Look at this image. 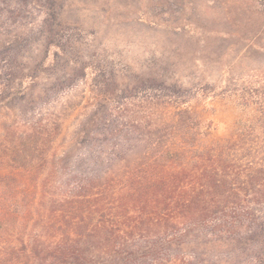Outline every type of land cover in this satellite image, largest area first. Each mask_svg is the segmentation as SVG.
Instances as JSON below:
<instances>
[{"label": "rangeland", "instance_id": "rangeland-1", "mask_svg": "<svg viewBox=\"0 0 264 264\" xmlns=\"http://www.w3.org/2000/svg\"><path fill=\"white\" fill-rule=\"evenodd\" d=\"M180 1L0 0V139L9 125L40 122L46 127L52 136L50 156L64 161L47 194H63L75 180L71 177H82L77 173L104 169L99 152L107 160L119 155L101 134H81L95 111L111 113L105 125L133 114L177 126V111L189 108L209 128L206 142H219L239 171L264 167V125L250 128L253 108L236 102L241 89L264 95L262 20L239 15L234 7L212 8L204 0ZM57 12L60 27L53 20ZM203 23L226 37L202 40ZM49 30L64 53L48 45ZM251 40L255 46L246 51ZM152 72L182 85L169 92L136 84ZM132 126L126 119L120 129ZM180 142L177 131L165 141L171 149H179ZM31 172L22 173V185ZM257 190L241 208L213 212L203 222L212 233L219 223H234L232 239L197 240L178 253L179 259L264 264V187ZM38 206L32 205L31 228L43 221ZM249 229L260 234H248ZM180 246L173 242L175 251Z\"/></svg>", "mask_w": 264, "mask_h": 264}, {"label": "trees", "instance_id": "trees-1", "mask_svg": "<svg viewBox=\"0 0 264 264\" xmlns=\"http://www.w3.org/2000/svg\"><path fill=\"white\" fill-rule=\"evenodd\" d=\"M204 1L212 8L234 7L239 15L264 24V0ZM58 15L53 20L60 27ZM203 24L202 40L226 37ZM48 32V45L64 53ZM255 43L251 40L246 51ZM136 84L169 92L182 85L153 72L142 74ZM236 102L253 108L250 128L264 125L263 94L241 89ZM176 115L177 126L133 114L118 116L111 126L105 125L112 117L109 111H95L81 134H101L119 155L107 160L99 152L104 169L77 173L82 177H71L75 180L63 194H47L64 161L50 156L52 136L46 127L40 122L7 126L0 139V264H186L178 253L197 240L205 244L234 236V223H219L214 233L202 224L213 212L246 205L248 195L264 187V167L239 171L219 142H206L209 128L195 113L185 108ZM126 119L132 128L120 129ZM176 131L181 146L171 149L165 141ZM31 168L29 182L22 185V173ZM34 204L38 210L42 204L44 215L31 228ZM173 242L181 245L176 251Z\"/></svg>", "mask_w": 264, "mask_h": 264}]
</instances>
